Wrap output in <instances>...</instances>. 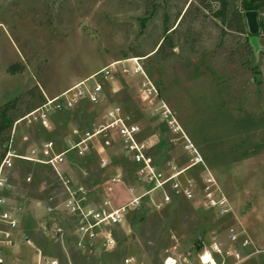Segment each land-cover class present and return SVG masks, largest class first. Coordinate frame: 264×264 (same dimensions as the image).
I'll return each mask as SVG.
<instances>
[{"label": "rangeland", "instance_id": "374dc122", "mask_svg": "<svg viewBox=\"0 0 264 264\" xmlns=\"http://www.w3.org/2000/svg\"><path fill=\"white\" fill-rule=\"evenodd\" d=\"M182 16L175 31H165ZM162 38L167 41L155 53ZM247 38L222 33L194 0H0V108L16 99L5 115L9 126L0 130V160L7 144L24 153L53 141L61 151L73 129L91 131L104 110L117 106L139 126L140 138L151 140L148 154L156 170L166 174L175 167L174 172H184L182 182L192 180L196 187L193 200H176L160 210L148 197L142 199L114 229V249L79 251L53 171L16 162L1 193L0 211L17 221L15 230L0 223L15 240L7 260L32 264L38 251L59 264H124L127 257L133 264L167 259L166 264H202L200 257L217 245L215 264H264V35L257 38L256 53ZM133 57L141 59L158 92L156 112L138 99L137 79L113 77L103 84L104 97L95 107L51 114L48 129L17 124L27 107L35 109L103 67ZM13 64L22 65V71L8 74ZM159 101L169 113L163 114ZM171 119L179 133L169 130ZM100 139L85 156L67 155L62 172L88 190L90 201L110 196L122 205L128 189L134 187L136 196L143 188L134 183L135 167L118 141L110 140L98 154L94 148ZM187 142L201 164L189 166L193 156ZM208 175L226 199L221 210L204 205ZM48 207L55 208L53 215L46 213ZM225 252L238 254L239 260Z\"/></svg>", "mask_w": 264, "mask_h": 264}, {"label": "built area", "instance_id": "2783aa9c", "mask_svg": "<svg viewBox=\"0 0 264 264\" xmlns=\"http://www.w3.org/2000/svg\"><path fill=\"white\" fill-rule=\"evenodd\" d=\"M113 77L137 79L138 99L147 108L151 109L153 113L157 111L155 105L158 100V92L143 71L141 59L133 57L113 62L60 94L49 99L45 98V101L40 106L22 116L17 121V124L38 125L48 129L51 114L72 112L84 105L95 107L100 104L104 97L103 84ZM159 102L161 103L159 108L164 110L163 114L169 113L166 106L161 101ZM101 116V120L94 125L91 131L73 129L70 132L66 147L61 151L56 148L53 141H46L40 148L33 147L24 153H17L12 149L11 144H7L8 146L0 160V206L5 202V198L1 193L8 189V172L13 170L16 162L38 164L46 166L53 171L64 193V198L61 202L62 210L66 216L72 219L74 246L79 251L99 248L104 252H109L114 249L116 246L114 229L124 222L127 209L129 207H137L140 201L146 197H148V202L152 208L160 210L173 204L176 200L191 201L196 194V187L192 180L181 181L180 177L184 172H174L175 167H171V172L166 174L156 170L153 160L148 154L152 148L151 140L140 138L141 131L139 126L120 107L116 106L106 109ZM167 123L172 133L180 132L173 119ZM97 138L102 140L98 148H94L98 154L106 149L110 140L118 141L124 154L135 167L133 172L134 183L136 186L143 188L142 192L136 196L132 194L134 187L128 189L129 198L122 205H115L110 196L97 201H90L88 190L82 185H74L65 172H62V166L66 162L67 155L73 153L77 157L85 156L91 151L93 140ZM186 149L190 150L193 156L190 161V167L202 163L197 151L190 143L187 144ZM99 166L101 169L106 167L104 159L100 160ZM30 181V177L25 179L26 183H30ZM111 182L119 183L120 180L113 178ZM205 182L206 186L202 190L204 205L221 210L226 205L225 197L220 194V190L211 176ZM215 193H217V196L214 195ZM54 209L48 207L46 208V213L53 215ZM51 220L53 219L51 218ZM0 223L7 226L10 230L17 228V221L7 211H0ZM10 230H0V264H19L15 260H7L6 252L15 244ZM56 230L60 232V229ZM228 236L231 241L236 240V235L232 229L229 230ZM23 241L27 246L32 247L26 238ZM243 246H247V241L243 243ZM215 253H220V249L217 245H212L210 252L204 253V255L208 254L210 261L204 264H215L213 259ZM225 254L232 255L239 260V255L236 253L225 252ZM173 262L175 264L174 260ZM123 263L133 264L134 259L127 257ZM34 264L59 263L56 260L43 257L37 251Z\"/></svg>", "mask_w": 264, "mask_h": 264}, {"label": "trees", "instance_id": "16d2710c", "mask_svg": "<svg viewBox=\"0 0 264 264\" xmlns=\"http://www.w3.org/2000/svg\"><path fill=\"white\" fill-rule=\"evenodd\" d=\"M197 4L198 9L207 12L216 22V25L220 27L222 33L225 31L228 33H235L238 35L247 34L246 45L249 47V37L247 27L245 24L244 13L247 11L257 12V22L259 26V33L256 38L264 35V0H194ZM191 4H189V7ZM188 7V8H189ZM215 8V9H214ZM188 9L184 12H187ZM179 16H177L178 18ZM183 16L177 22L175 27L167 28L165 31L169 32L174 28L170 33L175 31L179 24L181 23ZM167 41L165 38H162L161 44L157 48L155 53H158L162 47V44ZM252 48V47H251ZM253 49V48H252ZM23 66L20 64L10 65L6 72L8 74H16L21 72ZM16 104V99L12 102L2 106L0 108V130L6 129L9 126V121H7L6 114L11 111ZM33 109L32 106H29L25 109V112H29ZM6 123V126L2 127ZM4 142L7 141V137L2 139ZM3 153L1 154L2 157Z\"/></svg>", "mask_w": 264, "mask_h": 264}, {"label": "water", "instance_id": "95a60500", "mask_svg": "<svg viewBox=\"0 0 264 264\" xmlns=\"http://www.w3.org/2000/svg\"><path fill=\"white\" fill-rule=\"evenodd\" d=\"M245 24L247 27L249 37V44L253 48V51L256 53L258 51V44L256 36L259 33V26L257 22V12L247 11L244 13Z\"/></svg>", "mask_w": 264, "mask_h": 264}, {"label": "bare ground", "instance_id": "6f19581e", "mask_svg": "<svg viewBox=\"0 0 264 264\" xmlns=\"http://www.w3.org/2000/svg\"><path fill=\"white\" fill-rule=\"evenodd\" d=\"M204 256H202V258H203ZM202 258H201V262L204 264V263H206V262H209L210 261V258H209V256H208V260H206V261H202Z\"/></svg>", "mask_w": 264, "mask_h": 264}, {"label": "snow or ice", "instance_id": "6c2138e0", "mask_svg": "<svg viewBox=\"0 0 264 264\" xmlns=\"http://www.w3.org/2000/svg\"><path fill=\"white\" fill-rule=\"evenodd\" d=\"M202 259H209L207 256H205L204 258H202Z\"/></svg>", "mask_w": 264, "mask_h": 264}, {"label": "crops", "instance_id": "0c3cea01", "mask_svg": "<svg viewBox=\"0 0 264 264\" xmlns=\"http://www.w3.org/2000/svg\"><path fill=\"white\" fill-rule=\"evenodd\" d=\"M35 259H36V258H34V260L32 261V264H34V262H35Z\"/></svg>", "mask_w": 264, "mask_h": 264}]
</instances>
